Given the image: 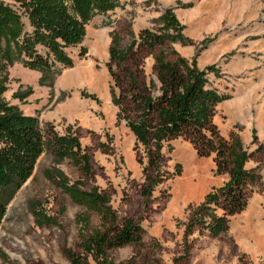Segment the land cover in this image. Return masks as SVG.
Listing matches in <instances>:
<instances>
[{
  "label": "rangeland",
  "instance_id": "rangeland-1",
  "mask_svg": "<svg viewBox=\"0 0 264 264\" xmlns=\"http://www.w3.org/2000/svg\"><path fill=\"white\" fill-rule=\"evenodd\" d=\"M165 11L178 27L164 22ZM83 27L81 42L67 49L72 65L51 88L39 84L41 73L27 67L21 55L7 68L2 96L24 114L38 116L45 145L6 206L0 253L12 263L69 264L64 250L80 251L77 217L86 210L45 176L56 167L83 189L97 186L107 194L117 225L130 219L141 227L140 244L108 249L117 263L264 264V0H110L108 6L95 4ZM143 30L162 42L149 48ZM114 35L122 51L135 42L121 62L109 57ZM160 52L168 61L179 55L205 71L207 87L224 96L212 118L219 134L228 141L239 138L249 153L245 168L255 177L246 205L217 236L209 233L203 222L209 211L200 205L228 174H216L214 155L198 156L186 138L163 144L164 164L153 174L161 181L147 200L142 196L147 156L126 119L134 115L135 89L156 83L153 65ZM28 88L31 93L22 100L13 96ZM51 131L78 136L91 159V178L68 159L55 162ZM87 214L89 230L102 228L96 213ZM89 264L96 263L89 258Z\"/></svg>",
  "mask_w": 264,
  "mask_h": 264
},
{
  "label": "trees",
  "instance_id": "trees-1",
  "mask_svg": "<svg viewBox=\"0 0 264 264\" xmlns=\"http://www.w3.org/2000/svg\"><path fill=\"white\" fill-rule=\"evenodd\" d=\"M108 1L0 0V221L6 206L32 173L45 145L38 116L24 114L2 96L9 81L7 68L16 55H21L27 67L41 73L39 84L51 88L59 72L72 65L67 49L81 42L84 23L95 4L108 6ZM163 18L171 28L178 27L179 22L170 11H165ZM140 36L149 48L162 42L159 36L145 30ZM134 43L132 41L122 51L117 48L118 37L114 35L109 48L110 59L123 61ZM153 68L156 83L152 80L148 87L138 89L133 86L134 115L126 119L127 127L147 156L142 171L148 184L142 189V196L147 200L152 187L161 181V177L153 174L163 167V144L180 136L186 138L198 156L214 155L216 174H228V179L209 191L200 205L209 211L203 219L209 233L217 236L227 230L229 217L240 213L246 205L248 184L255 177L252 170L245 168L249 153L239 138L228 141L219 134L212 118L216 103L224 96L207 87L204 70L179 55L174 61H168L163 52L155 56ZM154 92L157 93L154 95ZM30 93L31 88H28L23 92L15 91L13 96L22 100ZM112 102L119 105L113 92ZM49 143L56 163L68 159L85 178L93 176L90 156L77 135L51 131ZM45 176L56 181L73 202L86 210V214L77 217L80 251L64 250L69 264H89V258L96 264H121L114 261L108 249L141 243V227L130 219L117 225L109 196L97 186L85 190L79 181H70L56 167L46 170ZM211 203L212 208L206 206ZM215 209L222 215H216ZM88 212L100 217L102 228H87ZM0 260V264H19L10 262L4 253H0Z\"/></svg>",
  "mask_w": 264,
  "mask_h": 264
}]
</instances>
